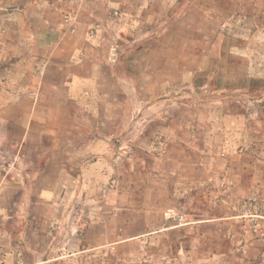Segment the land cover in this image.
<instances>
[{
	"label": "rangeland",
	"instance_id": "obj_1",
	"mask_svg": "<svg viewBox=\"0 0 264 264\" xmlns=\"http://www.w3.org/2000/svg\"><path fill=\"white\" fill-rule=\"evenodd\" d=\"M76 4L0 0V264H264V0L133 11L125 37L152 28L138 72H153L156 96L135 109L116 91L122 114L67 98L65 72L48 80V52L22 29L20 8L34 28ZM116 211L113 228L143 235L116 244L93 224Z\"/></svg>",
	"mask_w": 264,
	"mask_h": 264
},
{
	"label": "crops",
	"instance_id": "obj_2",
	"mask_svg": "<svg viewBox=\"0 0 264 264\" xmlns=\"http://www.w3.org/2000/svg\"><path fill=\"white\" fill-rule=\"evenodd\" d=\"M76 1L77 4L72 7L69 15H60L58 12L52 13L50 16H45L42 21L39 19L37 27L34 28H32L33 20L31 19L33 16L29 17L26 8L19 9L18 14L22 19V29L30 30L31 36L37 41V47H42L48 52L47 58L42 62L44 65L43 71L46 73L45 77L49 80V74L54 70L53 67L60 65L61 71L66 74L65 78L58 80L59 85L64 87V95L79 103L88 112L111 111L112 113L119 112L120 114L125 112L128 107L126 102H120L119 108L110 110V107L113 106V98L116 91L120 93L122 100L124 98L129 99V97L134 99L135 104L132 103V106L138 109L143 102L142 96H146L147 100L156 96L154 90L156 78L153 72H147V67L144 68L143 72H138L140 64L145 65L143 62L145 59H143L141 54L143 48H140L142 43H138V41L150 32L152 28L148 26V28L140 31L137 28V31L133 32H137L135 36L138 37L132 34L133 36L127 39L125 36L129 32L131 33L129 23L133 21L132 12L137 10V14L134 17L140 16L143 19V14L146 11H155V3L159 2V0H136L134 1L135 3H133V0ZM167 2H170V0H167ZM24 7L26 6L24 5ZM42 7L43 4L38 5V9L43 10ZM55 9L58 10V7ZM87 16L91 17L90 21L87 20ZM138 33L140 35H137ZM147 37V39L152 38L150 36ZM123 41H126V43ZM100 54H103L102 60L96 57ZM100 63L110 67V72L101 71ZM146 64H150L149 59L146 60ZM132 65L136 66V71H134V67L130 68ZM108 67L107 69H109ZM51 81L53 80L51 79ZM143 84L146 89H144ZM51 87L56 88L55 85ZM152 88L153 90H151ZM38 90L40 91V89ZM38 90L35 93L36 96L40 94ZM101 97H106L104 109L99 108ZM120 125L121 123L117 127ZM109 137H113V134ZM141 138L144 137H141L140 134L134 135L131 145L137 146ZM135 139L138 140L134 142ZM164 140L163 144L170 143V140ZM102 142L109 143V138L104 137ZM105 157L101 158L105 159ZM42 197H44V190L42 191ZM42 197L41 199H43ZM22 204L20 202L19 206L22 207ZM115 209L122 208L116 206ZM114 214L116 216H112V214L102 215L98 220L93 221L94 225L100 224L102 226L103 234L112 235L113 232L117 234L113 242L116 244L126 243L143 235L137 233L132 236H124L125 227L121 228L120 226L117 227V225L114 228L112 227V223L116 224V221L121 220L124 213L117 215L116 211ZM164 214L166 215L167 213L164 211ZM164 217L163 224H166L168 217ZM7 218L12 219L13 216H8ZM119 231H122V233H117ZM6 255L7 260L5 262L9 264L13 261V254L7 253ZM9 257L10 260L8 261Z\"/></svg>",
	"mask_w": 264,
	"mask_h": 264
}]
</instances>
